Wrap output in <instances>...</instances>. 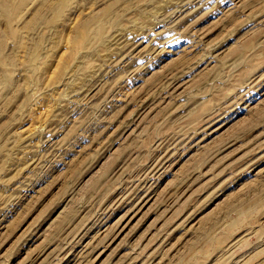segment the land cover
Here are the masks:
<instances>
[{
    "label": "rangeland",
    "instance_id": "obj_1",
    "mask_svg": "<svg viewBox=\"0 0 264 264\" xmlns=\"http://www.w3.org/2000/svg\"><path fill=\"white\" fill-rule=\"evenodd\" d=\"M0 264H264V0H0Z\"/></svg>",
    "mask_w": 264,
    "mask_h": 264
},
{
    "label": "bare ground",
    "instance_id": "obj_2",
    "mask_svg": "<svg viewBox=\"0 0 264 264\" xmlns=\"http://www.w3.org/2000/svg\"><path fill=\"white\" fill-rule=\"evenodd\" d=\"M242 100V99H241ZM124 219V218H123Z\"/></svg>",
    "mask_w": 264,
    "mask_h": 264
}]
</instances>
